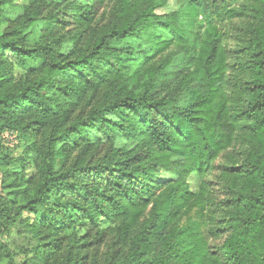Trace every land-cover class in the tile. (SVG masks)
I'll return each mask as SVG.
<instances>
[{"label": "trees", "instance_id": "1", "mask_svg": "<svg viewBox=\"0 0 264 264\" xmlns=\"http://www.w3.org/2000/svg\"><path fill=\"white\" fill-rule=\"evenodd\" d=\"M163 1L118 0L96 31L88 3L0 0V136L17 133L33 168L9 169L0 142V264L19 253L29 264H264V0H248L257 23L236 115L223 38L239 0L154 13ZM64 18L74 21L66 34ZM7 55L24 68L17 78ZM238 130L246 149L223 170L229 199L213 223L186 178L203 176ZM169 162L176 178L156 180Z\"/></svg>", "mask_w": 264, "mask_h": 264}, {"label": "rangeland", "instance_id": "2", "mask_svg": "<svg viewBox=\"0 0 264 264\" xmlns=\"http://www.w3.org/2000/svg\"><path fill=\"white\" fill-rule=\"evenodd\" d=\"M25 0H14V3L19 6ZM82 3H88L92 5V11L94 18L89 23L90 29L96 31L108 28L115 20L117 15V9L119 8L118 0H78ZM161 6L154 9L156 14H169L178 8V0H165ZM236 6L242 11L239 16L233 17L226 25L223 49L226 59V79H227V95H228V107L230 113L236 115L242 109L243 91L245 89V82L247 81L248 72L245 69L246 55L244 47L249 37L251 28L257 23V9L258 5L248 0H239ZM13 15L19 12V10L11 9ZM45 11V10H44ZM10 14V13H9ZM67 23L60 25L59 31L66 34L73 30L74 21L69 18H64ZM187 25V21H184ZM189 32V27L187 28ZM33 35L30 36V39ZM7 58L12 62L11 72L14 78H17L24 72V68L19 65L13 57L7 55ZM241 132L238 130L235 133V138L231 146L223 151H220L215 159L211 163V168L206 173L199 177L195 172L190 173L186 182L188 188L196 193V197L203 203L204 207L210 215V219L213 223L218 222L220 215V206L225 199H229V189L227 186L229 176L223 173L224 169L229 170L233 166L240 164L241 157L244 156L246 147L241 143ZM0 142L2 150L9 154V157L15 160L8 165L9 169L22 170L26 176L33 175V168L20 159L24 157V142L15 132H5L0 136ZM116 145L124 143V141L117 139ZM172 162L168 163V170L158 171V175L155 179L158 181H165L176 178V175L172 171ZM2 177L0 175V189L2 187ZM162 188V187H161ZM109 222H103L99 228H107ZM79 235H82L84 229L77 228ZM83 230V231H82ZM112 231V230H106ZM228 232L219 233L217 236H213L209 243L213 251H217V248L221 245L222 241L226 237ZM113 233H106L105 241L98 248V257H102L103 253L108 249L109 244L112 241ZM17 240L16 236L12 238ZM95 247V246H94ZM30 254L19 253L15 256L16 264H29L27 262Z\"/></svg>", "mask_w": 264, "mask_h": 264}]
</instances>
